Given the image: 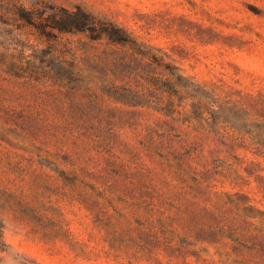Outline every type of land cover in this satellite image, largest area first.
I'll return each mask as SVG.
<instances>
[{
  "label": "rangeland",
  "instance_id": "rangeland-1",
  "mask_svg": "<svg viewBox=\"0 0 264 264\" xmlns=\"http://www.w3.org/2000/svg\"><path fill=\"white\" fill-rule=\"evenodd\" d=\"M13 1L0 0V59L21 53L28 60L32 45L39 40L43 47L46 40L17 20ZM21 2L32 4L42 23L55 10L80 7L160 49L166 62L197 82L264 92V0ZM79 37L51 35L50 41L69 38L76 44ZM78 104L89 112L88 130L71 124ZM165 119L97 89L70 95L47 77L28 81L0 67V264H228V239L197 240L208 220L205 208L211 211L216 201L223 204L241 192L264 211V158L243 148L236 154L244 162L221 154L234 165L219 168L210 194L206 183L194 181L202 167L169 187L150 183L143 176V164H149L146 129H158ZM249 166L252 176L245 170ZM230 208L229 203L222 208L228 217ZM162 210V217L174 219L166 233ZM186 245L200 259L179 253Z\"/></svg>",
  "mask_w": 264,
  "mask_h": 264
},
{
  "label": "trees",
  "instance_id": "trees-1",
  "mask_svg": "<svg viewBox=\"0 0 264 264\" xmlns=\"http://www.w3.org/2000/svg\"><path fill=\"white\" fill-rule=\"evenodd\" d=\"M13 5L17 20L31 24L46 43L39 47L42 42L37 40L28 60L21 53L10 60L1 58L0 67L7 74L36 82L47 77L52 85L65 88L70 95L97 89L115 102L152 110L167 118L158 129H146L149 164H143V176L150 183L169 187L175 181H187L188 172L202 167L204 171L199 178L194 176V181L206 183L210 194L214 177L221 175L219 168L234 165L221 159V154L244 162L236 154L243 148L264 158V92L243 93L225 90L215 83L197 82L166 62L158 53L160 49L139 41L125 27L80 7L55 10L42 23L37 21L32 4L26 7L21 0H14ZM65 34L81 37L76 44L69 38L59 44L50 41L51 35ZM77 107L71 124L90 129L89 112L82 104ZM105 140L108 145L113 143L110 138ZM245 170L249 176L255 171L251 166ZM234 196L223 204L216 201L211 211L205 208L208 220L202 224L197 240L219 244L228 239L230 243L224 244L230 246L225 253L228 264H264V211L252 204L248 195L236 192ZM227 203L231 204L230 217L222 212ZM164 214L162 210L160 223L166 233L174 219L162 217ZM3 228L0 221V245ZM168 243L173 253L175 248L171 241ZM178 251L200 259L199 252L187 245Z\"/></svg>",
  "mask_w": 264,
  "mask_h": 264
}]
</instances>
